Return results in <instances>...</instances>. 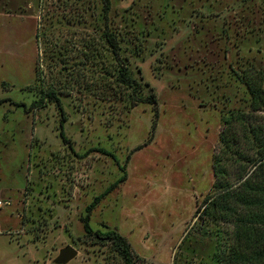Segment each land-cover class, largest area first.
Returning a JSON list of instances; mask_svg holds the SVG:
<instances>
[{
  "label": "rangeland",
  "instance_id": "rangeland-1",
  "mask_svg": "<svg viewBox=\"0 0 264 264\" xmlns=\"http://www.w3.org/2000/svg\"><path fill=\"white\" fill-rule=\"evenodd\" d=\"M106 1L0 0V264H56L68 246L67 264H123L81 223L123 173L94 231L124 237L136 264H201L211 250L195 211L213 195L239 76L264 79V0ZM121 64L154 104L133 106L122 85L113 95Z\"/></svg>",
  "mask_w": 264,
  "mask_h": 264
},
{
  "label": "trees",
  "instance_id": "trees-1",
  "mask_svg": "<svg viewBox=\"0 0 264 264\" xmlns=\"http://www.w3.org/2000/svg\"><path fill=\"white\" fill-rule=\"evenodd\" d=\"M104 2V11L107 12L108 2ZM105 37L117 63L120 52L118 41L112 33L106 32ZM118 69L111 83L114 96L117 95L115 87L122 85L131 91L129 96L133 106L155 103L153 95L143 97L140 94L141 83L124 64ZM239 78L244 90L242 105L223 114L218 147L212 156L213 195L203 210L198 208L195 211L197 221L204 225L199 229L212 242L206 261L201 264H264V116L261 115L264 113V79L262 75L254 76L244 71ZM53 100L61 114V123H65L59 100ZM59 131L61 139L67 142L62 124ZM99 152L111 156L116 162L107 151L101 149ZM124 180L125 173L104 193L95 197L85 207L81 223L85 236L110 242L123 264H136L137 258L124 237L115 231H94L89 224L91 213L100 200ZM187 235L180 246L185 243ZM173 260V264H177L176 255Z\"/></svg>",
  "mask_w": 264,
  "mask_h": 264
},
{
  "label": "water",
  "instance_id": "water-1",
  "mask_svg": "<svg viewBox=\"0 0 264 264\" xmlns=\"http://www.w3.org/2000/svg\"><path fill=\"white\" fill-rule=\"evenodd\" d=\"M77 256V251L68 246L61 249L58 253V256L55 260L56 264H67Z\"/></svg>",
  "mask_w": 264,
  "mask_h": 264
},
{
  "label": "built area",
  "instance_id": "built-area-1",
  "mask_svg": "<svg viewBox=\"0 0 264 264\" xmlns=\"http://www.w3.org/2000/svg\"><path fill=\"white\" fill-rule=\"evenodd\" d=\"M1 204V203H0Z\"/></svg>",
  "mask_w": 264,
  "mask_h": 264
}]
</instances>
